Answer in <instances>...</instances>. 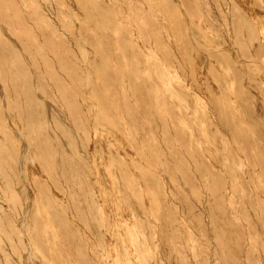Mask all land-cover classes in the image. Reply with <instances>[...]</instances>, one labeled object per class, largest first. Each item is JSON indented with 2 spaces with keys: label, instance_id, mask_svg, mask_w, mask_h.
<instances>
[{
  "label": "rangeland",
  "instance_id": "374dc122",
  "mask_svg": "<svg viewBox=\"0 0 264 264\" xmlns=\"http://www.w3.org/2000/svg\"><path fill=\"white\" fill-rule=\"evenodd\" d=\"M0 84V264H264V0H0Z\"/></svg>",
  "mask_w": 264,
  "mask_h": 264
},
{
  "label": "bare ground",
  "instance_id": "6f19581e",
  "mask_svg": "<svg viewBox=\"0 0 264 264\" xmlns=\"http://www.w3.org/2000/svg\"><path fill=\"white\" fill-rule=\"evenodd\" d=\"M80 42H81V41H80ZM80 46H81V44H80ZM81 52H82V49H81ZM76 53H77V52H76ZM82 54H83V53H82ZM76 57H77V56H76ZM82 59H83V58H82ZM77 61H78V60H77ZM81 61H82V60H81ZM78 64H79V62H77V65H78ZM73 67H74V68L76 67V69L78 68V66H74V65H73ZM75 72H76V71H75ZM75 72H74V73H75ZM0 85H1V84H0ZM81 87H82V86H81ZM2 89H3V88H2ZM2 94H3V92H2ZM3 95H4V94H3ZM3 95H2V96H3ZM86 100H87V99H86ZM4 104H6V99H4ZM93 105H94V104H93ZM6 108H7V106H6ZM29 108H30V106H29ZM52 108H53V107H52ZM4 109H5V108H4ZM5 111L8 112V111H9L8 108H7ZM7 114H8V113H7ZM81 118H82V117H81ZM69 122H70V120H69ZM82 126H83V125H82ZM81 128L85 129L84 126L81 127ZM14 132H16V131H14ZM17 134H18V133H17ZM18 135H19V134H18ZM84 135H85V134H84ZM25 143H26V142H25ZM26 145H27V144H26ZM27 147H28V146H27ZM19 158H20V157H19ZM21 158H22V157H21ZM21 158H20V161H19V162H21ZM20 165H21V164H20ZM17 171H18V170H17ZM19 172L21 173V170H19ZM19 172H18V174H19ZM20 177H21V176H20ZM22 183H23V182H22ZM26 191H27V190H26ZM24 208H25V207H24ZM21 209H22V208H21ZM24 210H25V209H24ZM23 213H24V211H23ZM21 234H22V232H21ZM23 236H24V234H23ZM25 239H26V238H25ZM19 240H20V239H19ZM23 240H24V239H22L21 241H23ZM26 241H27V240H26ZM21 244H22V243H21ZM24 244H26V243H24ZM22 246H23V244H22ZM23 247H24V246H23ZM25 247H26V245H25ZM25 247H24V248H25ZM27 249H29V247H28ZM28 252H29V250H28ZM29 254H30V253H29Z\"/></svg>",
  "mask_w": 264,
  "mask_h": 264
}]
</instances>
